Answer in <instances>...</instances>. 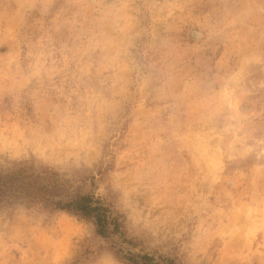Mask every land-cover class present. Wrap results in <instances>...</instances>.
Returning <instances> with one entry per match:
<instances>
[{
  "label": "clouds",
  "instance_id": "1",
  "mask_svg": "<svg viewBox=\"0 0 264 264\" xmlns=\"http://www.w3.org/2000/svg\"><path fill=\"white\" fill-rule=\"evenodd\" d=\"M0 20V177H52L0 197V264H216L225 242L264 264V0H0ZM46 127L77 139L43 156ZM129 147L143 186L118 181Z\"/></svg>",
  "mask_w": 264,
  "mask_h": 264
},
{
  "label": "rangeland",
  "instance_id": "2",
  "mask_svg": "<svg viewBox=\"0 0 264 264\" xmlns=\"http://www.w3.org/2000/svg\"><path fill=\"white\" fill-rule=\"evenodd\" d=\"M171 2V0H168ZM145 3L150 5L153 3L163 4L165 0H145ZM166 9L161 10L151 9L152 14L157 18V23L155 25V31L157 35L162 33L164 25L160 21V18L166 14ZM226 14L231 18L233 16V11L231 9H226ZM251 13L238 6L235 12V17L239 19L241 23H246L250 17ZM71 19V18H70ZM3 21L0 20V25H3ZM62 32H65V28L62 27ZM58 33H52V41H43V46L37 51L42 53V59H44L47 64L51 67L56 65L52 64V61H59L62 59V53L60 51L61 42L59 40ZM236 40L241 42H246L244 37L240 33H234ZM0 71H3V64L0 63ZM5 117L3 112L0 111V149L3 148V123ZM23 127V125H22ZM11 138V133L8 134ZM42 135L45 137L41 140V154L43 156H48L49 154L58 153L63 151V145L71 140L73 143L76 141L75 136H71L63 127L57 129L45 128ZM29 133H25V137H29ZM135 143L134 141L132 142ZM18 158H23L22 150L17 151ZM4 160V164L7 165L10 161L7 157H0ZM121 167L119 171L123 173L118 177V181L127 186H143L149 181L153 180L152 169L148 166L147 159L138 156L131 147L127 151L121 153ZM52 184V177H50L45 170L32 171L29 174H17L15 176L0 177V197L4 195L7 191L8 195L14 199L24 200L23 193L26 190H33L44 186ZM26 207L30 213V223L34 227H45L52 224L54 221L52 216L49 214V210L44 207L42 199L39 195L28 198L26 201ZM216 264H241V253L239 250L229 243L225 242L218 249L214 257Z\"/></svg>",
  "mask_w": 264,
  "mask_h": 264
}]
</instances>
